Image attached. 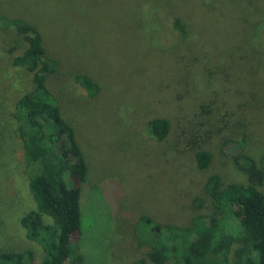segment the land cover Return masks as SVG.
<instances>
[{
	"label": "rangeland",
	"instance_id": "374dc122",
	"mask_svg": "<svg viewBox=\"0 0 264 264\" xmlns=\"http://www.w3.org/2000/svg\"><path fill=\"white\" fill-rule=\"evenodd\" d=\"M0 16L41 28L59 61L50 86L75 125L91 175L81 196L85 232L81 241L75 237L83 264L143 258L149 247L141 243L138 226L145 217L185 226L195 214H207L211 204L202 187L208 175L246 182L221 142L207 146L214 162L203 176L193 154L175 143L177 121L182 126L191 120L212 91L224 95L214 99L205 118L225 123L230 117L215 108L229 107L236 116L228 131L239 138L238 115L248 113L247 151L255 158L264 152V113L251 114L247 106L264 88V0H0ZM175 17L186 23L185 37L173 30ZM14 40L20 42L13 31H0V252L30 250L41 264L42 249L27 239L20 223L34 203L9 115L28 83L8 53ZM219 62L231 65V77L237 73L240 79L231 85L209 78L207 67ZM80 75L92 77L101 92L90 97L76 80ZM233 86L243 96L233 95ZM152 116L173 124L163 142L147 126ZM139 119L145 120L141 126L133 122ZM197 198L201 209L194 208Z\"/></svg>",
	"mask_w": 264,
	"mask_h": 264
},
{
	"label": "trees",
	"instance_id": "16d2710c",
	"mask_svg": "<svg viewBox=\"0 0 264 264\" xmlns=\"http://www.w3.org/2000/svg\"><path fill=\"white\" fill-rule=\"evenodd\" d=\"M3 30L13 31L20 39V42L14 40L17 44L8 53L12 65L23 69L28 81L9 113L20 151V157H16L26 170L27 188L34 203V208L21 218V226L27 239L42 249L41 264H83L85 258L78 251L75 237L81 241L85 232L81 196L91 175L75 125L66 118L50 86L52 78L59 73V61L47 48L44 32L37 25L0 16V31ZM173 30L181 37L188 33L181 17H175ZM214 66L207 67L212 70L209 78L214 75L230 84L240 79L237 73L235 78L231 77V65L219 62ZM76 80L90 97L101 92L100 85L88 75L77 76ZM230 91L236 96L244 94L235 86ZM220 95L224 91H212L199 103L198 114L191 120H183L182 126V121H177L180 131L175 143L193 154L197 170L203 176L214 162L207 146L210 142H221L246 182H227L218 173L208 175L202 192L208 197L211 210L207 214H195L185 226L143 218L138 234L149 250L131 264H264V152L255 158L247 151L251 139L246 131L252 125L248 113L238 115L240 121L235 126L242 130L239 138L228 131V123L236 116L230 114L229 107L215 108L219 115L224 112L230 117L229 122L223 123L220 117L212 122L205 118L211 116L213 101ZM252 100L247 105L251 114L264 113V88L257 101ZM142 121L145 122L140 119L133 122L141 126ZM147 126L158 142L168 139L174 129L171 120L164 116H152ZM172 148L179 151L174 145ZM194 203L196 209L203 207L200 198ZM37 263L30 250L0 252V264Z\"/></svg>",
	"mask_w": 264,
	"mask_h": 264
}]
</instances>
